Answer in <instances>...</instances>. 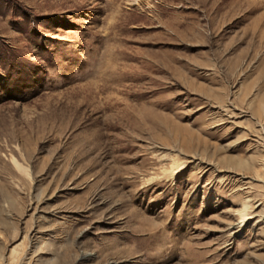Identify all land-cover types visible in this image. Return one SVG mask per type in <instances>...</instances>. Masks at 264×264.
I'll use <instances>...</instances> for the list:
<instances>
[{"label":"rangeland","instance_id":"obj_1","mask_svg":"<svg viewBox=\"0 0 264 264\" xmlns=\"http://www.w3.org/2000/svg\"><path fill=\"white\" fill-rule=\"evenodd\" d=\"M0 264H264V0H0Z\"/></svg>","mask_w":264,"mask_h":264},{"label":"bare ground","instance_id":"obj_2","mask_svg":"<svg viewBox=\"0 0 264 264\" xmlns=\"http://www.w3.org/2000/svg\"><path fill=\"white\" fill-rule=\"evenodd\" d=\"M176 171V170H175ZM176 174V173H175ZM243 221V218L241 219V222Z\"/></svg>","mask_w":264,"mask_h":264}]
</instances>
